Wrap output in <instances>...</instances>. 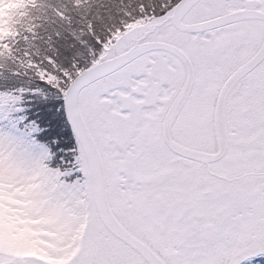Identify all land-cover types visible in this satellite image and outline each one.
<instances>
[{"label":"snow or ice","instance_id":"snow-or-ice-1","mask_svg":"<svg viewBox=\"0 0 264 264\" xmlns=\"http://www.w3.org/2000/svg\"><path fill=\"white\" fill-rule=\"evenodd\" d=\"M0 264H264V0H0Z\"/></svg>","mask_w":264,"mask_h":264}]
</instances>
